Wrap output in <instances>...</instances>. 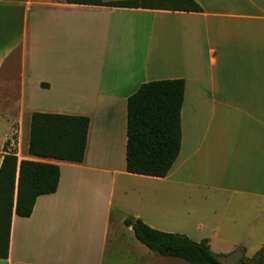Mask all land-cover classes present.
I'll use <instances>...</instances> for the list:
<instances>
[{
    "label": "crops",
    "instance_id": "obj_1",
    "mask_svg": "<svg viewBox=\"0 0 264 264\" xmlns=\"http://www.w3.org/2000/svg\"><path fill=\"white\" fill-rule=\"evenodd\" d=\"M195 1L201 12L0 0V152L26 114L89 118L82 162L18 157L60 178L29 217L13 214L0 264H158L125 218L164 229L178 224L175 195L264 197V0ZM173 79L185 83L177 159L164 178L130 174L128 98Z\"/></svg>",
    "mask_w": 264,
    "mask_h": 264
},
{
    "label": "trees",
    "instance_id": "obj_2",
    "mask_svg": "<svg viewBox=\"0 0 264 264\" xmlns=\"http://www.w3.org/2000/svg\"><path fill=\"white\" fill-rule=\"evenodd\" d=\"M69 4L201 12L195 0H64ZM185 83L182 79L142 84L127 101L126 171L130 174L164 178L171 170L181 147L180 113ZM89 118L79 115L33 112L27 152L29 155L80 163L84 159ZM0 164V258L8 256L13 214L29 217L37 197L57 190V164L19 159L9 141L2 147ZM137 241L151 252L177 258L187 264H224L212 252L207 239L194 241L187 235L164 232L141 219H124ZM245 264H264V246ZM239 264V263H238ZM240 264H243L242 262Z\"/></svg>",
    "mask_w": 264,
    "mask_h": 264
},
{
    "label": "rangeland",
    "instance_id": "obj_3",
    "mask_svg": "<svg viewBox=\"0 0 264 264\" xmlns=\"http://www.w3.org/2000/svg\"><path fill=\"white\" fill-rule=\"evenodd\" d=\"M7 124L4 119H0V136L3 135L4 132L1 131L5 130ZM29 130L30 118L27 114L22 116L20 121L14 120L11 123L6 141H9V149L16 150L18 157H21L23 152L27 153ZM3 155L4 153L0 152V156ZM204 193L193 195L188 200L185 195H175L174 204L170 201L168 204V217L170 213L174 219L179 217L178 224L158 230L185 234L197 242L209 238L210 249L218 254L222 263L245 264V258L252 257L264 246V197L208 190ZM119 213L118 210L116 216ZM199 223L202 227L197 228ZM216 227L219 228L218 237L213 235ZM140 245L143 261L147 260L150 253V258L156 257L158 264H187L177 258L156 255L143 244Z\"/></svg>",
    "mask_w": 264,
    "mask_h": 264
}]
</instances>
